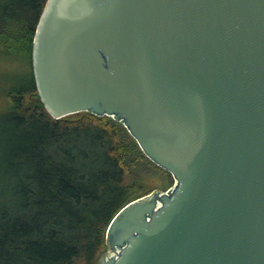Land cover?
Returning <instances> with one entry per match:
<instances>
[{
  "label": "water",
  "instance_id": "obj_1",
  "mask_svg": "<svg viewBox=\"0 0 264 264\" xmlns=\"http://www.w3.org/2000/svg\"><path fill=\"white\" fill-rule=\"evenodd\" d=\"M32 71L54 120L113 119L175 181L99 264H264V0H48Z\"/></svg>",
  "mask_w": 264,
  "mask_h": 264
},
{
  "label": "trees",
  "instance_id": "obj_2",
  "mask_svg": "<svg viewBox=\"0 0 264 264\" xmlns=\"http://www.w3.org/2000/svg\"><path fill=\"white\" fill-rule=\"evenodd\" d=\"M47 1L0 0V264H99L115 217L174 179L113 119L47 113L32 71Z\"/></svg>",
  "mask_w": 264,
  "mask_h": 264
},
{
  "label": "rangeland",
  "instance_id": "obj_3",
  "mask_svg": "<svg viewBox=\"0 0 264 264\" xmlns=\"http://www.w3.org/2000/svg\"><path fill=\"white\" fill-rule=\"evenodd\" d=\"M148 187L152 188L153 192L155 191H162V188L166 187L165 183L163 181H160L159 178L151 179L149 182H147Z\"/></svg>",
  "mask_w": 264,
  "mask_h": 264
}]
</instances>
